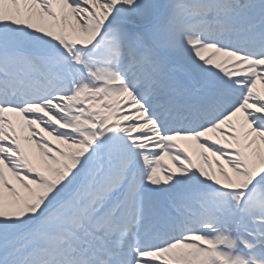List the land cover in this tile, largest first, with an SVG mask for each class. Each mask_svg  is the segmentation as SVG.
<instances>
[{
	"label": "snow or ice",
	"instance_id": "snow-or-ice-1",
	"mask_svg": "<svg viewBox=\"0 0 264 264\" xmlns=\"http://www.w3.org/2000/svg\"><path fill=\"white\" fill-rule=\"evenodd\" d=\"M0 264H264V0H0Z\"/></svg>",
	"mask_w": 264,
	"mask_h": 264
}]
</instances>
